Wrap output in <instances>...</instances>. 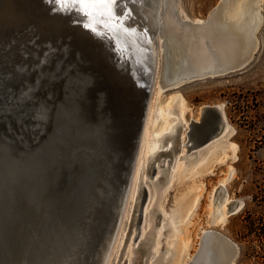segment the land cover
Returning <instances> with one entry per match:
<instances>
[{
	"label": "water",
	"instance_id": "water-1",
	"mask_svg": "<svg viewBox=\"0 0 264 264\" xmlns=\"http://www.w3.org/2000/svg\"><path fill=\"white\" fill-rule=\"evenodd\" d=\"M135 2L114 0L109 9L82 8L76 0H0V264H98L144 141L154 91L148 26ZM209 75L171 73L159 80L170 87ZM34 94L47 107L33 106ZM214 119L221 126L219 106H203L190 125L189 148L217 135ZM141 187L134 240L148 196ZM209 232H202L187 264ZM216 235L232 245L223 264H233L236 245Z\"/></svg>",
	"mask_w": 264,
	"mask_h": 264
},
{
	"label": "rangeland",
	"instance_id": "rangeland-1",
	"mask_svg": "<svg viewBox=\"0 0 264 264\" xmlns=\"http://www.w3.org/2000/svg\"><path fill=\"white\" fill-rule=\"evenodd\" d=\"M220 1L175 0L174 6L179 19L196 24ZM260 13L245 67L177 86L160 85L164 50L158 38L136 189L128 198L127 218L110 264H186L205 229L236 245L233 264H264V0ZM145 24L151 34L152 26ZM205 105L219 106L223 123L214 119L212 131L220 127L217 135L189 148L190 125L200 119ZM27 122L29 128L36 125L33 115ZM158 163V171L150 176L147 171ZM142 185L148 187V196L134 243Z\"/></svg>",
	"mask_w": 264,
	"mask_h": 264
},
{
	"label": "bare ground",
	"instance_id": "bare-ground-1",
	"mask_svg": "<svg viewBox=\"0 0 264 264\" xmlns=\"http://www.w3.org/2000/svg\"><path fill=\"white\" fill-rule=\"evenodd\" d=\"M135 1L137 2L132 3L134 12L138 18L140 17L139 19H145V22L153 29L152 35L148 31L150 37L145 36L144 40L150 51L148 55L152 59L154 72L157 68L158 38L161 39L164 50L162 81L169 80L171 73L182 76L189 73L194 76L217 73L222 70V67L231 66L239 58L243 59L251 55L255 44L254 30L262 16L260 0H223L222 5L217 7L218 10L213 9L207 20L196 24L179 19L175 11V0ZM141 152L142 150L138 151L136 155L120 212L108 243L101 251L98 264H110L119 247L117 235L119 230H123L125 224L123 219L127 218L126 213L129 207L127 202L131 203L128 198L136 189L135 180L138 170L136 168ZM205 231L213 234L209 235L210 237L198 251L195 259L188 264L225 263L231 256L232 245L218 237L217 231L206 229ZM132 241L135 243L134 238Z\"/></svg>",
	"mask_w": 264,
	"mask_h": 264
},
{
	"label": "snow or ice",
	"instance_id": "snow-or-ice-1",
	"mask_svg": "<svg viewBox=\"0 0 264 264\" xmlns=\"http://www.w3.org/2000/svg\"><path fill=\"white\" fill-rule=\"evenodd\" d=\"M62 3L65 2V0H61ZM82 8H89V7H96V6H104L109 9H111L112 4L114 3V0H76ZM87 27V26H86ZM52 87H55V84H52ZM32 103L33 106L40 107L42 104L47 107V102L43 100V98L40 96V94H34L32 97Z\"/></svg>",
	"mask_w": 264,
	"mask_h": 264
}]
</instances>
